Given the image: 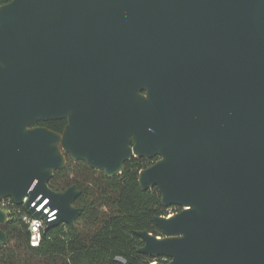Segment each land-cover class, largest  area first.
Returning a JSON list of instances; mask_svg holds the SVG:
<instances>
[{
    "label": "water",
    "instance_id": "1",
    "mask_svg": "<svg viewBox=\"0 0 264 264\" xmlns=\"http://www.w3.org/2000/svg\"><path fill=\"white\" fill-rule=\"evenodd\" d=\"M66 153L106 176L158 157L138 184L181 209L134 231L153 264H264V0L0 3V201L42 237L83 210L48 185Z\"/></svg>",
    "mask_w": 264,
    "mask_h": 264
},
{
    "label": "trees",
    "instance_id": "2",
    "mask_svg": "<svg viewBox=\"0 0 264 264\" xmlns=\"http://www.w3.org/2000/svg\"><path fill=\"white\" fill-rule=\"evenodd\" d=\"M65 123L60 119L37 124L62 132ZM65 155L66 166L54 172L48 185L63 191L76 184L81 193L74 205L83 208L81 214L73 225L58 223L49 228L39 246L32 247L28 243L25 209L11 201L8 220L3 225L9 240L0 250V264H137L150 259L138 253L137 247L143 242L134 231L161 235L153 217L181 209L163 206L157 187L140 188L138 171L153 161L133 157L125 162L121 173L106 176L102 170Z\"/></svg>",
    "mask_w": 264,
    "mask_h": 264
},
{
    "label": "built area",
    "instance_id": "3",
    "mask_svg": "<svg viewBox=\"0 0 264 264\" xmlns=\"http://www.w3.org/2000/svg\"><path fill=\"white\" fill-rule=\"evenodd\" d=\"M40 197V196H39ZM38 197V198H39ZM27 197L23 198V201H25ZM13 201L11 198H5L0 201V207L7 213L10 211V203ZM14 202V201H13ZM43 204L39 205L37 207V210H41L40 207H42ZM43 213L46 214V218L48 221L55 218L56 210L50 211V208L46 206L45 209L42 210ZM26 212V211H25ZM175 213L172 210H169V212L166 214V216H169L171 214ZM25 220L28 224L27 231H28V243L32 247H37L40 244V241L42 239V228L44 225V219L43 218H32L27 212L25 216ZM149 257V256H148ZM150 259H146L144 263L146 264H153L156 262H166L168 259L164 256L160 257H149Z\"/></svg>",
    "mask_w": 264,
    "mask_h": 264
},
{
    "label": "flooded vegetation",
    "instance_id": "4",
    "mask_svg": "<svg viewBox=\"0 0 264 264\" xmlns=\"http://www.w3.org/2000/svg\"><path fill=\"white\" fill-rule=\"evenodd\" d=\"M141 158H142V157H141ZM144 159H145V158H144ZM157 159H158V157H154V158H152V159H147V160H151V161L155 162Z\"/></svg>",
    "mask_w": 264,
    "mask_h": 264
},
{
    "label": "bare ground",
    "instance_id": "5",
    "mask_svg": "<svg viewBox=\"0 0 264 264\" xmlns=\"http://www.w3.org/2000/svg\"><path fill=\"white\" fill-rule=\"evenodd\" d=\"M41 208V210H43V209H45L46 208V206L45 205H43L42 207H40Z\"/></svg>",
    "mask_w": 264,
    "mask_h": 264
}]
</instances>
